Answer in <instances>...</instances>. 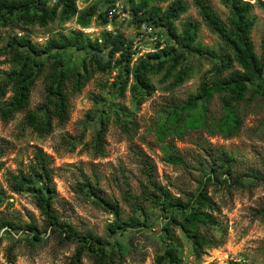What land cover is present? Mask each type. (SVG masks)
Here are the masks:
<instances>
[{
  "label": "rangeland",
  "instance_id": "rangeland-1",
  "mask_svg": "<svg viewBox=\"0 0 264 264\" xmlns=\"http://www.w3.org/2000/svg\"><path fill=\"white\" fill-rule=\"evenodd\" d=\"M141 0H134L138 4ZM189 9L175 27L181 33L183 25L190 22L197 30L196 45L207 49L216 59L190 53L185 61L191 69V77L180 87L169 88V82H161L164 73L150 77L155 93L138 103L129 89L124 95L117 89L120 68L106 72L97 71L94 78L80 93L70 95V116L63 125H56L48 136H40L25 123V113L4 121L0 117V148L3 149V164L0 172V222L17 223L20 226L34 222L43 231L44 221L35 205L33 193L27 190L21 194L11 191L12 177L26 172L34 153L43 150L52 160L53 182L56 188L54 201L60 219L81 235L92 233L110 249L116 243L127 248V254L115 259V264H168L159 263L169 245L179 251L181 264H264V97L253 96V89L246 94L245 101L235 107L243 125L238 134L227 138L214 134L207 126L200 130H189L182 137L170 136L159 141L156 131L165 119L166 105L187 102L196 95L204 81L215 79L213 67L217 59L226 52L219 38L203 24L194 7V0H184ZM222 19L228 10L220 0H208ZM256 5L258 1L243 0ZM78 8L83 11L97 5L103 12L107 5L104 0H79ZM131 5V4H130ZM166 7V5H163ZM256 25L252 40L258 55L264 38V13L257 6L253 11ZM0 22V82L13 70L10 58L5 54L8 41L14 37H29L33 43L45 45L51 37L68 35L82 30L91 40L100 39L103 33L122 35L126 41L134 42L136 25L114 22L107 27L93 21L86 29L76 23V19L61 24L58 21L46 28L3 26ZM157 44L145 43L138 49L144 57L151 54L161 43L173 45L166 31L156 28ZM65 62L80 68L82 62L91 69L88 51L67 49ZM108 50L105 52L108 56ZM102 54V57L104 56ZM105 57V58H106ZM217 57V58H216ZM141 58L138 54L134 59ZM107 59V58H106ZM95 65V64H94ZM44 71L32 92L28 110L38 111L47 103ZM229 72H225L223 77ZM131 84V82H130ZM8 95L7 97H9ZM207 109V120L219 121L225 116L219 95L202 102ZM105 128L103 152L96 149L99 132ZM173 145L176 154L184 160L175 165L169 160ZM210 150L216 155L227 153L233 158V176L227 183H221L227 174L219 175L207 186V195L214 203L213 210H206L214 218V224L201 226V236L209 245L201 252L193 249L192 242L181 232L171 217L181 221L179 215L156 207L143 195L145 177L142 173V156H147L155 166V180L174 199H179L185 211L193 208L201 182L210 175L214 166ZM102 152V153H101ZM84 185L95 187L99 196L117 203L121 219L132 223L140 220L141 226H133L116 234H110L109 225L115 224L114 216L95 204L92 191ZM153 191V189H149ZM143 207V210L138 208ZM171 224L175 242L167 240L164 226ZM41 241L35 242L30 232L12 231L9 227L0 229V264H10L7 250L13 248L14 264H70L79 243L66 241L59 233L42 232ZM80 264H92L88 256H83Z\"/></svg>",
  "mask_w": 264,
  "mask_h": 264
},
{
  "label": "trees",
  "instance_id": "trees-1",
  "mask_svg": "<svg viewBox=\"0 0 264 264\" xmlns=\"http://www.w3.org/2000/svg\"><path fill=\"white\" fill-rule=\"evenodd\" d=\"M55 1V3H53ZM79 0H0V22L3 26L20 25L22 27L46 28L58 21L61 24L76 19L81 29H87L95 20L99 25L107 27L108 0L103 12L97 5H91L80 11ZM228 10V16L224 20L215 11L208 0H194V7L198 11L203 24L215 36L219 38L226 52L223 53L213 67L215 79L204 81L196 95L189 97L184 103H171L166 105L165 119L157 127V137L163 142L170 136L182 137L189 130L211 128L214 134H222L230 138L239 133L243 122L235 107L245 101L246 94L253 89L252 95L264 97V38L261 46V54L258 55L252 40V32L256 25V17L253 11L257 6L264 13V2L258 1L256 5L243 0H220ZM136 17L139 12L143 16L139 21L146 20L155 28L166 31L173 45L165 46L162 50L136 58L137 52L133 50V43L119 34L112 32L103 33L100 39L91 40L82 30L72 31L68 35L59 34L51 37L45 45L33 43L29 37H14L8 41L5 54L10 58L13 70L10 75L0 82V117L4 121L11 120L20 113H25V123L40 136H48L56 125H63L70 116V95L77 94L90 82L97 71L106 72L120 68L121 73L115 83L122 95L127 89L133 98L142 103L147 97L155 93V87L150 83L151 76L162 74L161 82H169V88L175 89L182 86L190 77L191 69L185 61L190 53L215 59L210 51L196 45L197 30L190 22L183 25L181 33L177 32L175 22L188 12V5L184 0H141L138 4H132ZM166 5V7H163ZM1 23V24H2ZM88 51L90 55L91 69L83 61L80 68L71 67L65 62L67 49ZM108 50V56L105 52ZM102 54L105 55L102 57ZM217 58V57H216ZM216 60V59H215ZM95 64V65H94ZM45 90L47 103L38 111L28 110L32 92L36 83L40 80L44 71ZM225 72L228 75L223 77ZM131 82V84H130ZM10 95L9 97H7ZM214 95L221 97L225 116L219 121L207 120V109L202 102L210 101ZM106 130L102 128L97 137L96 149L103 152V138ZM169 160L175 165L183 164L184 160L177 156L176 148L169 146ZM101 152V153H102ZM210 156L214 166L210 168V175L201 182V187L192 209L185 211V206L179 199H174L155 180V166L147 156H142V173L145 177V200L150 201L156 207L166 212L179 215L181 221L175 217L170 218L181 232L192 242L193 249L201 252L209 242L202 237L199 229L201 226L214 224L213 216L206 210L214 208V203L207 195V186L214 180H219V175L227 174L221 183H227L233 176V158L222 153L214 158L213 150ZM3 157V149L0 148V159ZM52 160L43 151L34 153L27 171L12 177L11 191L21 194L27 190L33 193L35 205L43 217L44 228L40 230L32 222L25 226L17 223L0 222V229L9 227L12 231L24 230L30 232L35 242L41 241L42 232L50 231L59 233L66 241L79 243L70 264H80L83 256H88L92 264H115V259H120L127 254V248L117 242L115 249H110L100 238L92 233L81 235L66 222L62 221L56 211L54 201L56 188L53 182ZM3 164L0 163V172ZM84 189L92 191L96 200L95 204L111 213L116 223L109 225L110 234H116L120 229L127 231L130 227L141 226L140 220L132 219V223L121 219V210L117 203L108 201L95 192V187L84 185ZM153 191H149V189ZM3 198H0V203ZM140 210L143 207L138 205ZM171 224L164 226L167 240L175 242L174 234L170 230ZM179 251L175 245H169L164 255L158 257L159 263L181 264ZM6 258L10 264H14L13 248L6 252Z\"/></svg>",
  "mask_w": 264,
  "mask_h": 264
},
{
  "label": "built area",
  "instance_id": "built-area-1",
  "mask_svg": "<svg viewBox=\"0 0 264 264\" xmlns=\"http://www.w3.org/2000/svg\"><path fill=\"white\" fill-rule=\"evenodd\" d=\"M108 9H107V18L109 20V25L114 22H119L122 24H129L133 23L136 25V37L135 41L133 42V50L138 54L143 56V53H139L137 50L143 48L145 43H152L157 44V35H156V28L148 23L146 20L139 19L142 18V12H139L137 17L135 12L132 10L129 0H108ZM55 3V1H53ZM85 30V29H84ZM89 29H86V32ZM164 44L158 45L155 49L150 50L151 54L156 53L164 48Z\"/></svg>",
  "mask_w": 264,
  "mask_h": 264
}]
</instances>
